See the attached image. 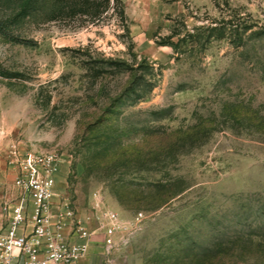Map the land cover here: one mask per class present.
Wrapping results in <instances>:
<instances>
[{"label":"rangeland","instance_id":"obj_1","mask_svg":"<svg viewBox=\"0 0 264 264\" xmlns=\"http://www.w3.org/2000/svg\"><path fill=\"white\" fill-rule=\"evenodd\" d=\"M0 26V204L11 149L53 151L92 264H264V0H0Z\"/></svg>","mask_w":264,"mask_h":264},{"label":"built area","instance_id":"obj_2","mask_svg":"<svg viewBox=\"0 0 264 264\" xmlns=\"http://www.w3.org/2000/svg\"><path fill=\"white\" fill-rule=\"evenodd\" d=\"M7 164L14 196L0 204V264H80L92 233L56 199L59 156L12 148Z\"/></svg>","mask_w":264,"mask_h":264},{"label":"crops","instance_id":"obj_3","mask_svg":"<svg viewBox=\"0 0 264 264\" xmlns=\"http://www.w3.org/2000/svg\"><path fill=\"white\" fill-rule=\"evenodd\" d=\"M57 182H58V179H57ZM93 234V233H92ZM93 236V235H92ZM93 238V237H92ZM92 238H91V242H90V244H89V247H90V245L92 244V242H94L93 240H92ZM88 247V248H89ZM88 252H89V249H88ZM94 262V260H93V258L87 253V255L83 258V259H81V261H80V264H92Z\"/></svg>","mask_w":264,"mask_h":264},{"label":"trees","instance_id":"obj_4","mask_svg":"<svg viewBox=\"0 0 264 264\" xmlns=\"http://www.w3.org/2000/svg\"><path fill=\"white\" fill-rule=\"evenodd\" d=\"M120 13H122V11L120 10ZM0 33L3 34V29L0 26ZM173 195L167 196V198L165 200H169Z\"/></svg>","mask_w":264,"mask_h":264}]
</instances>
